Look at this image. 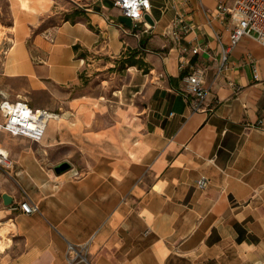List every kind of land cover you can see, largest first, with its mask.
<instances>
[{"label": "crops", "instance_id": "0c3cea01", "mask_svg": "<svg viewBox=\"0 0 264 264\" xmlns=\"http://www.w3.org/2000/svg\"><path fill=\"white\" fill-rule=\"evenodd\" d=\"M233 1L149 0L152 23L131 28L112 0H73L58 24L56 0H6L0 93L55 116L39 143L0 132V264H68L69 245L85 247L73 264H264V45L243 36L222 59L233 24L217 5ZM131 50L144 65L92 93L91 73ZM196 66L207 93L192 111Z\"/></svg>", "mask_w": 264, "mask_h": 264}, {"label": "built area", "instance_id": "2783aa9c", "mask_svg": "<svg viewBox=\"0 0 264 264\" xmlns=\"http://www.w3.org/2000/svg\"><path fill=\"white\" fill-rule=\"evenodd\" d=\"M186 1L178 0V4L181 5ZM112 4L120 10L121 15L130 18L131 28H137L140 24H144L146 22L144 15L148 14L151 8L149 0H112ZM217 8L228 14L233 24L228 43L223 48L222 59L224 61L229 51L238 44L243 36L254 37L264 45V0H234L229 6L219 3ZM121 28L123 33H128L126 28L122 26ZM171 35L175 40L180 38V33L176 29L171 31ZM0 49L1 61V55H5L7 48ZM193 52H196V49H193ZM206 93L203 70L196 66L184 77L182 94L188 99L191 110L198 111L203 108ZM54 116L47 109L31 107L24 99L11 101L3 96L0 100V132L9 133L12 136L24 137L39 143L47 122ZM0 164L4 167L9 166L10 160L7 154L0 152ZM207 182L206 178H200L196 184L198 187L204 188L207 186ZM16 208L24 213L38 211V206L35 203H29L27 200L20 201ZM84 249L85 247H81L80 250H76L73 245H69L68 264H73L77 260L85 261L86 259L82 254Z\"/></svg>", "mask_w": 264, "mask_h": 264}, {"label": "rangeland", "instance_id": "374dc122", "mask_svg": "<svg viewBox=\"0 0 264 264\" xmlns=\"http://www.w3.org/2000/svg\"><path fill=\"white\" fill-rule=\"evenodd\" d=\"M56 1H57V3L61 4L63 7L62 8L60 7L57 9L58 12L56 13V15L53 18L49 19L48 24H58L62 20H68V19L75 18V13L80 8L74 4L73 0H56ZM7 21H8L7 20V3H6V0H0V48H4V49L8 48V45H7V43L6 44L2 43L3 39H5L4 38L5 37V35H4L5 29L2 28V24H6ZM0 54H1V49H0ZM2 57H3V55H1L0 64H1L2 59H3ZM109 62L112 63L111 66L108 65ZM101 63H102V61H101ZM108 63H106V65H108L107 68L103 69V68H100L98 66V68H100V69H97V71H94L93 73H91L92 75H91L90 81H89V88L91 89V92L94 94L104 93V94H108V95L112 96L113 94L111 93V91L116 90L118 88L119 84L124 81V77L120 76V75H122L120 70L122 68H124V65L117 60H115V61L108 60ZM102 64H105V63H102ZM23 86H24L23 81H17L15 83H12V87L15 90L17 88H20ZM8 93H9V95L5 94L7 96L6 98L11 100V101L23 99V95H22V97L19 98L16 96V93L14 91H11ZM3 96H4L3 93H0V100ZM38 96H39V98L42 97V99H44L42 95H38ZM26 101L29 104V100H26ZM45 104H46V107H44V108L55 115V113H54L55 109L53 108L52 102L51 103L46 102ZM7 138H8V134H7ZM4 152H6V151H4ZM2 232L3 231H0L1 234H2ZM3 246H5L4 242H0V248H2Z\"/></svg>", "mask_w": 264, "mask_h": 264}, {"label": "water", "instance_id": "95a60500", "mask_svg": "<svg viewBox=\"0 0 264 264\" xmlns=\"http://www.w3.org/2000/svg\"><path fill=\"white\" fill-rule=\"evenodd\" d=\"M144 18L149 23H152V20L150 19L149 15L145 14ZM118 20H119V22L125 24L127 27L131 26V20H130L129 17H126L124 15H119ZM68 168H69V163L62 162V163H59L58 165H56L54 167V171L57 172V173H60V172L65 171ZM2 199H3V202H4L5 205H8V204L11 203V198L8 195H6V194H2Z\"/></svg>", "mask_w": 264, "mask_h": 264}, {"label": "trees", "instance_id": "16d2710c", "mask_svg": "<svg viewBox=\"0 0 264 264\" xmlns=\"http://www.w3.org/2000/svg\"><path fill=\"white\" fill-rule=\"evenodd\" d=\"M79 11H77L75 14H78ZM74 48H77V46H75ZM137 51L131 50L130 53L128 54V57H126L125 59H123V61H121V63L124 65H144V62L142 61V59H135Z\"/></svg>", "mask_w": 264, "mask_h": 264}, {"label": "bare ground", "instance_id": "6f19581e", "mask_svg": "<svg viewBox=\"0 0 264 264\" xmlns=\"http://www.w3.org/2000/svg\"><path fill=\"white\" fill-rule=\"evenodd\" d=\"M5 151V150H4ZM1 148H0V152H2V153H4V154H6V152H4Z\"/></svg>", "mask_w": 264, "mask_h": 264}]
</instances>
